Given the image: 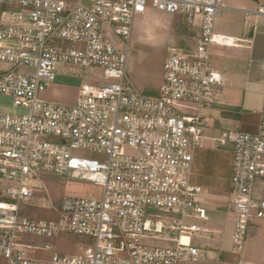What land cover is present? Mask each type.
<instances>
[{
  "label": "built area",
  "instance_id": "built-area-1",
  "mask_svg": "<svg viewBox=\"0 0 264 264\" xmlns=\"http://www.w3.org/2000/svg\"><path fill=\"white\" fill-rule=\"evenodd\" d=\"M0 5V61L10 64L0 72V95L20 110L0 108V264L206 260L205 241L220 230L202 224L209 217L200 203L201 186L191 176L203 129L213 125V116L202 111L224 105L225 77L211 66L212 47L234 43L214 31L219 0H0ZM151 12L186 14L198 36L190 48L167 47L157 93L143 95L127 77L126 55L135 19ZM252 13L264 15V3ZM102 26L124 40L123 51L104 39ZM64 63L102 69L97 84L80 85L71 105L40 97ZM219 139L232 143L228 208L234 214L232 251L239 256L234 264H255L241 254L250 219L264 217V197L254 191L264 179V115L255 131L228 129ZM71 170L101 184L102 197L65 196L55 219L18 215V204L35 195L39 172ZM66 231L90 239L92 252L55 253L47 261L27 256L30 244L21 241L26 234ZM155 240L161 243H150Z\"/></svg>",
  "mask_w": 264,
  "mask_h": 264
},
{
  "label": "crops",
  "instance_id": "crops-1",
  "mask_svg": "<svg viewBox=\"0 0 264 264\" xmlns=\"http://www.w3.org/2000/svg\"><path fill=\"white\" fill-rule=\"evenodd\" d=\"M258 2L264 3V0H219L222 9L215 20L214 31L233 38L234 43L229 46H213L210 63L224 75L225 86L235 91L229 95V102L219 106V113L226 107H239L238 116L235 118L223 116L222 113L218 115L216 121H220V135L227 129L255 131L264 115V15L252 13ZM246 12H249L248 16ZM154 13L135 19L136 28L133 30L132 41L134 34L143 33L151 26L148 20L151 21ZM169 16L176 17V14ZM192 29L195 35L187 48L194 45L198 36V27L192 26ZM205 128H216V122L213 121L212 126ZM206 129H203V147L194 153L191 182L201 186L200 203L205 208L208 204L207 213L210 210L215 218L211 222L209 219L210 223L206 221L205 225L220 230L216 235H223V239L206 240L205 247L212 251L211 257L187 264H234L239 256L232 251L234 215L228 208V201L232 196L229 185L232 143L221 142L219 137L206 133ZM254 191L256 197H264V179L256 181ZM227 216L229 227H224L219 222ZM184 240L187 241L185 238ZM241 256L255 264H264V217L250 219Z\"/></svg>",
  "mask_w": 264,
  "mask_h": 264
},
{
  "label": "rangeland",
  "instance_id": "rangeland-1",
  "mask_svg": "<svg viewBox=\"0 0 264 264\" xmlns=\"http://www.w3.org/2000/svg\"><path fill=\"white\" fill-rule=\"evenodd\" d=\"M3 8L4 5H0V11ZM134 22L133 30L136 28V20ZM177 22L178 19L175 16L155 12L152 15L151 21L150 19L148 20L151 26H148L143 33L137 32L134 34L133 41L129 42L126 55V74L134 89L140 94L150 95L146 93V89L159 88L167 47L180 44V40L190 45L193 40V29L190 28L192 33L181 36L180 34L183 32L176 29L175 24ZM102 36L113 46L123 51L124 40L110 32L105 26H102ZM9 68V63L0 61V72L6 71ZM56 69L55 79L51 86L40 94V97L48 101L67 105L75 102L82 83L97 84L102 72V69L99 67L79 66L68 63L60 64ZM19 70L23 71L24 68H20ZM234 92V90L231 91L227 86H224L222 91L224 103L229 102V98H231L229 95H232ZM0 108L9 112L20 111L12 105L10 97L5 95H0ZM202 112L213 115V121L216 122V128L209 130V128L206 129L204 127V131L206 129V133L209 135L220 138L218 130L220 121H216L218 120V115L221 113H219V107L207 108ZM189 113H194V111L190 110ZM217 141L216 143H218ZM81 175L82 172L76 170H71L66 175H60L52 171L39 172L35 181V195L30 202L18 204V215L37 220L55 219L57 209L65 196L100 199L103 193L102 185L84 179ZM207 205L206 208L208 209L209 205ZM207 214L210 222L212 219H215L210 210H208ZM219 223H222L224 227H229V216L224 217V220ZM210 238L221 240L223 239V235L211 234L209 235ZM21 241L25 244H30L26 248V253L34 261H47L55 253L86 255L93 250V244L90 239L70 231L59 232L52 236L26 234L22 237ZM150 243L161 242L155 240ZM46 245H50L51 248H45ZM211 255L212 251L208 249V259Z\"/></svg>",
  "mask_w": 264,
  "mask_h": 264
},
{
  "label": "trees",
  "instance_id": "trees-1",
  "mask_svg": "<svg viewBox=\"0 0 264 264\" xmlns=\"http://www.w3.org/2000/svg\"><path fill=\"white\" fill-rule=\"evenodd\" d=\"M176 17L178 19L177 24H175L176 29L180 32H183L180 35L183 36V34L188 35V34L192 33L190 31V28L192 29V25L188 22L187 15L182 14V13H177ZM193 33H195V32H193ZM193 35H195V34H193ZM179 43L180 44H177L178 46L185 47V48L188 47V45L185 44L182 40H180ZM146 93L150 94V95H155L157 93V89L156 88H148V89H146ZM238 111H239V107H230V108L226 107V108L222 109L221 113L223 116L235 118L238 116Z\"/></svg>",
  "mask_w": 264,
  "mask_h": 264
},
{
  "label": "bare ground",
  "instance_id": "bare-ground-1",
  "mask_svg": "<svg viewBox=\"0 0 264 264\" xmlns=\"http://www.w3.org/2000/svg\"><path fill=\"white\" fill-rule=\"evenodd\" d=\"M184 240V239H183ZM185 241V240H184Z\"/></svg>",
  "mask_w": 264,
  "mask_h": 264
}]
</instances>
